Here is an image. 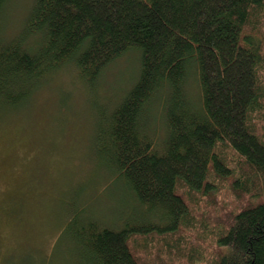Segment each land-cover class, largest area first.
Here are the masks:
<instances>
[{"label":"trees","instance_id":"16d2710c","mask_svg":"<svg viewBox=\"0 0 264 264\" xmlns=\"http://www.w3.org/2000/svg\"><path fill=\"white\" fill-rule=\"evenodd\" d=\"M133 48L140 76L102 113L96 144L144 213L81 227L79 264H264V0H34L0 40V111L67 62L95 85Z\"/></svg>","mask_w":264,"mask_h":264},{"label":"rangeland","instance_id":"374dc122","mask_svg":"<svg viewBox=\"0 0 264 264\" xmlns=\"http://www.w3.org/2000/svg\"><path fill=\"white\" fill-rule=\"evenodd\" d=\"M33 1H6L0 40L17 37ZM140 59V50H128L92 86L67 64L31 101L0 111V264H79L81 227L122 228L144 213L96 144L102 113L132 88ZM186 90L200 104L194 72ZM156 107L149 134L162 144L166 128Z\"/></svg>","mask_w":264,"mask_h":264},{"label":"bare ground","instance_id":"6f19581e","mask_svg":"<svg viewBox=\"0 0 264 264\" xmlns=\"http://www.w3.org/2000/svg\"><path fill=\"white\" fill-rule=\"evenodd\" d=\"M67 64H70V66H72L73 69L75 68V66H73L70 62H67V63L63 64L59 69H57L55 73H58V74H59V73L61 72V68L63 69V68L65 67L64 69H66L67 66H68ZM68 67H69V66H68ZM73 72L76 74V76H77L78 79H82V76H81V73H80V72H77V71H75V70H73ZM55 73H53V74H55ZM140 73H141V59H140V72L138 71L139 76H140ZM53 74H51L50 77H52ZM139 76H138V78H139ZM138 78L136 79V82H137ZM136 82H134V84H135ZM123 92H124V93L120 92L121 96H120L116 101L114 100V104H113V107H114V108L116 107V105H118V104L120 103V101L123 100L125 94L128 92V89H127L126 91L123 90ZM150 136H151L152 138H154V137L151 135V133H150ZM98 225L101 226V227H102V226H103V227L105 226V225H100V224H98ZM116 227H118V226H114L113 228H115V229H120L119 227H118V228H116Z\"/></svg>","mask_w":264,"mask_h":264}]
</instances>
